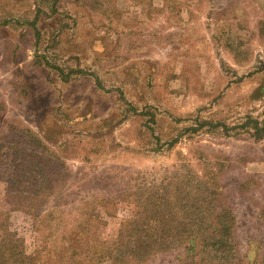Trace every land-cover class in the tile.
<instances>
[{"label": "rangeland", "instance_id": "374dc122", "mask_svg": "<svg viewBox=\"0 0 264 264\" xmlns=\"http://www.w3.org/2000/svg\"><path fill=\"white\" fill-rule=\"evenodd\" d=\"M5 144L8 173L17 151L53 181L20 208L0 158L3 264L11 239L54 259L87 219L117 243L148 200L177 212L146 264H264V0H0Z\"/></svg>", "mask_w": 264, "mask_h": 264}, {"label": "trees", "instance_id": "16d2710c", "mask_svg": "<svg viewBox=\"0 0 264 264\" xmlns=\"http://www.w3.org/2000/svg\"><path fill=\"white\" fill-rule=\"evenodd\" d=\"M12 145H6L1 150L0 158L12 154ZM16 159L14 162L13 171L8 173V168L6 166L7 159L4 157L2 159L3 166L5 170L3 173L5 180L8 182L7 185V195L10 197V201H16L20 208L30 210L25 205H29L32 208H38L42 202V199L48 196L52 190L51 180L53 177L49 178L47 181L45 176L41 174L44 171L43 167L39 163L28 164L23 159L20 158L17 151ZM32 173L35 175L33 176ZM31 179L30 189L25 185V180ZM35 179V180H34ZM40 180V181H39ZM185 186V185H184ZM196 189L199 188L195 185ZM176 190H180L183 193V186H179ZM29 192V193H27ZM168 186L163 189L161 195H168ZM27 194V195H26ZM176 208L183 209L186 208L187 201L183 197ZM168 201L165 203V207L161 208V204L154 203L152 200H148L142 206V211L136 213L134 217L129 220H124L122 222V230L120 233V239L117 243H108L110 245H105L102 243L101 238L98 237V232L96 229L89 230L90 219L81 222L78 226L79 230L69 232L64 234L63 238L68 241L66 247H60V251L57 252L56 257L51 259V255H55V251L50 252L49 256L43 261L42 264H146L148 256L153 252L156 253L163 246H168V238L170 234L168 233V225L170 224V219L173 218L174 214L171 212L175 210L168 206ZM153 212L154 214H149ZM174 212H177L175 210ZM49 217V215L47 216ZM232 222H235V218L226 215L224 218H217L213 223L214 227L217 228V233H212L209 237L211 238L212 245L221 243L225 247L228 246L230 229ZM200 226H208L210 223H202L198 221ZM180 224H182L180 222ZM220 230V233H219ZM197 235H194V245H190L191 250H195L197 245ZM188 237V236H187ZM207 235L205 236V238ZM91 241L93 246L96 248L92 250L84 247V243ZM11 247L9 248L11 254V264H28L27 255L20 251L18 246L14 241H10ZM198 242V241H197ZM5 248L7 245L1 244ZM47 248V247H41ZM1 252V249H0ZM15 255V257H13ZM91 256V257H89ZM36 259L29 256V264H36ZM7 263L6 258L3 253L0 254V264Z\"/></svg>", "mask_w": 264, "mask_h": 264}]
</instances>
